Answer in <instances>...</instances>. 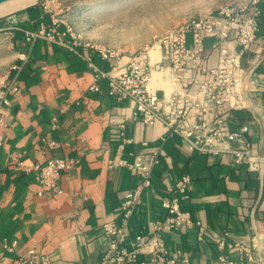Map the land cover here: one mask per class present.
<instances>
[{
  "label": "crops",
  "instance_id": "crops-1",
  "mask_svg": "<svg viewBox=\"0 0 264 264\" xmlns=\"http://www.w3.org/2000/svg\"><path fill=\"white\" fill-rule=\"evenodd\" d=\"M25 14L16 28H37L41 17ZM13 35V65L20 64L19 52H27L29 58L18 73L21 91L13 97L10 125L0 148V234L17 239L19 253L37 245L51 264H101L107 242L103 224L121 215L125 194L140 182L129 169L110 167L109 160H133L137 154L157 150L160 162L131 217V234L148 220L165 216L162 202L168 187L188 173L194 191L187 208L206 232L200 237L196 226L168 232L169 249L187 251L189 264H220L219 255L224 252L233 264H264V178L245 165H236L231 155L189 151L186 142L162 123H143L134 114V103L110 97L107 80L95 79L88 63L70 50L44 40L29 47L23 34ZM93 57L100 68L108 70L124 67L130 55L119 63ZM256 57L264 59V36H258L245 53L243 66L248 68ZM216 60L212 51L208 63L214 65ZM95 82L99 91L90 89ZM149 88L168 99L169 69L154 70ZM196 90V85L189 87L191 92ZM250 96L264 101V63L251 74ZM55 117L59 121L54 128ZM251 118L250 109H234L227 127L237 130ZM194 119L192 114L189 120ZM44 137L56 140L57 145H44ZM249 138L260 148L257 124H251ZM18 156L26 163L79 157L81 164L61 176L62 194H40L41 185L32 173L23 171L15 159ZM224 232L230 241L254 249V258L241 260L239 248L221 247L217 237ZM256 240L261 246L254 248ZM0 264H19L17 255L0 249Z\"/></svg>",
  "mask_w": 264,
  "mask_h": 264
},
{
  "label": "built area",
  "instance_id": "built-area-1",
  "mask_svg": "<svg viewBox=\"0 0 264 264\" xmlns=\"http://www.w3.org/2000/svg\"><path fill=\"white\" fill-rule=\"evenodd\" d=\"M261 0L242 1L221 5L213 11L202 13L179 23L162 33L157 41L160 58L152 62L150 48L145 47L130 54L124 67L100 68L93 60L97 55L110 63H119L123 54L116 47L103 45L76 33L68 20L60 17L62 4L56 0L42 4L41 20L37 28H18L23 32L26 44L31 47L38 40L56 44L82 57L94 72L95 79H105L108 94L117 101L130 99L134 114L147 125L162 123L172 135L180 136L191 152L232 156L236 165H245L249 171L264 178V101L250 96L251 74L264 63L256 57L248 68L243 57L257 40ZM47 16H50L47 20ZM209 43V44H208ZM154 46V45H153ZM152 46V47H153ZM212 51L217 54L214 65L208 63ZM29 58L27 52H19L18 60L9 70L0 74V148L5 142V130L9 127V109L13 97L20 93L18 73ZM169 69L170 95L168 99L151 90L149 84L154 70ZM196 85L195 92L189 91ZM90 89L99 91L93 83ZM181 101V102H179ZM248 108L251 121L237 130L227 127L232 110ZM193 121L189 120L191 115ZM53 119V127L58 125ZM251 124H257L261 133L260 148L249 138ZM44 145L54 148L57 141L42 139ZM25 173H32L41 185L43 193L62 194L61 176L79 167V157H51L44 163H26L15 158ZM160 162V152L137 154L133 160L115 157L110 167H125L140 177V182L128 190L121 202V215L103 224L106 246L101 264H189L190 254L182 249L170 250L165 234L183 228L198 227V235L206 232L205 226L193 218L187 208L194 191V180L188 173L182 174L168 187L162 202L166 214L160 219H150L133 234L130 221L141 204L144 191L151 186L155 167ZM132 235V240L129 238ZM228 232L217 237L221 247L239 248L240 259H253L254 249L230 241ZM254 248L261 246L254 241ZM0 249L16 254L19 264H51L50 257L32 245L19 253V241L0 234ZM220 264H233L229 254L219 255Z\"/></svg>",
  "mask_w": 264,
  "mask_h": 264
},
{
  "label": "rangeland",
  "instance_id": "rangeland-1",
  "mask_svg": "<svg viewBox=\"0 0 264 264\" xmlns=\"http://www.w3.org/2000/svg\"><path fill=\"white\" fill-rule=\"evenodd\" d=\"M14 1L6 0L0 3V7ZM46 1L53 0H35L31 5L42 10ZM56 1L62 4L60 17L68 20L76 33L93 42L116 47L123 55H130L153 45L159 49V36L190 17L213 11L221 5L249 0ZM27 7L0 15V74L14 64L13 34L20 31L16 27L24 19ZM49 18L47 16V20ZM243 64L246 65V59H243Z\"/></svg>",
  "mask_w": 264,
  "mask_h": 264
},
{
  "label": "bare ground",
  "instance_id": "bare-ground-1",
  "mask_svg": "<svg viewBox=\"0 0 264 264\" xmlns=\"http://www.w3.org/2000/svg\"><path fill=\"white\" fill-rule=\"evenodd\" d=\"M35 0H15L14 2L9 3L7 6H1L0 7V15L3 13H7L9 11L21 9L24 7H27L31 4H33ZM6 5V4H5ZM150 55L152 58V61L155 62L160 58V53L159 49L156 47H151L150 48Z\"/></svg>",
  "mask_w": 264,
  "mask_h": 264
},
{
  "label": "trees",
  "instance_id": "trees-1",
  "mask_svg": "<svg viewBox=\"0 0 264 264\" xmlns=\"http://www.w3.org/2000/svg\"><path fill=\"white\" fill-rule=\"evenodd\" d=\"M260 8L262 10V13L258 19L259 27H260L259 32H258V36H264V0H261ZM26 11L29 12L32 17H40L41 16V9L37 5H31V6L27 7ZM22 34H23V32H21V31L17 32V35L19 37H21ZM258 36H257V38H258ZM93 60L95 62L94 58H93Z\"/></svg>",
  "mask_w": 264,
  "mask_h": 264
},
{
  "label": "water",
  "instance_id": "water-1",
  "mask_svg": "<svg viewBox=\"0 0 264 264\" xmlns=\"http://www.w3.org/2000/svg\"><path fill=\"white\" fill-rule=\"evenodd\" d=\"M4 1H6V0H0V3L4 2ZM10 18H13V17H10ZM263 259H264V257H263Z\"/></svg>",
  "mask_w": 264,
  "mask_h": 264
}]
</instances>
